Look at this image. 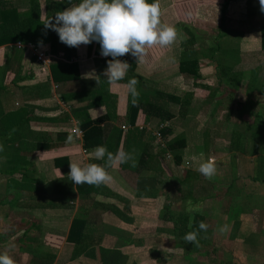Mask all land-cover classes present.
<instances>
[{"label": "crops", "instance_id": "obj_1", "mask_svg": "<svg viewBox=\"0 0 264 264\" xmlns=\"http://www.w3.org/2000/svg\"><path fill=\"white\" fill-rule=\"evenodd\" d=\"M7 1L20 11L31 7V0H23L26 5L22 8L19 0H15L17 5ZM40 2L45 19L48 2L55 1ZM158 3L161 21L175 26L178 32L177 42L169 47L155 45L148 48L143 63H137L130 54L119 59L131 65L126 79L139 81L140 96L155 98L175 113L169 120L172 129L169 140L185 136L187 144L181 162H177L172 154L165 156L154 142L153 131L160 119L146 122L141 112L135 124L130 122L127 82L114 85L107 82L102 88L103 72L112 57L100 54L98 42L70 47L68 56L67 45L58 37V54L54 61L74 62L79 69L80 82L68 85H58L52 76V63L42 66L28 49H24L21 58L15 59L12 53L16 43L0 46V57L8 53L4 62L5 74L0 80L3 83L0 84V88L3 87L0 89V108L5 112L0 115V144L4 146L0 152V252L8 250L15 264H102L101 247L121 252L126 256V264H264V165L255 160L256 167L243 174L238 162L233 178L224 167L227 169L224 175L217 172L213 177L214 189L197 194L192 181L197 180L198 175L190 162L193 155L200 153L215 160L230 150L235 157L239 158V153L244 155L241 149L244 133L238 130L241 129L238 123L228 125V109L221 103L227 98L240 97L237 90L242 84L241 76L246 73L242 74L243 58L253 51L247 42L255 41V47L264 50V12L260 10L259 0H245L249 7H243L250 8L251 14L247 19H243L242 10L240 13L232 10L240 6L237 0H205L201 4L158 0ZM198 6L202 9L196 12ZM1 11L2 6L0 20ZM214 14L221 16L217 39H223L224 46L216 40L215 45L207 46L206 53L195 51V42L190 45L189 39L191 34H196L188 19L193 21L196 16L203 17L199 19L203 22L206 17L209 22ZM233 20L246 26L231 30L233 28L227 23ZM41 46L50 50L49 44ZM216 54L220 55L218 67L221 71L227 68L234 71V78L217 75L216 66V72L211 75L218 76L219 82L209 83L212 80L209 76L206 78L209 80L199 84L204 77L201 72L207 67L202 68V61L213 59L216 64ZM223 55L230 57L229 62ZM9 57L12 69L8 71L10 64L6 61ZM184 59L198 60L199 77L180 70ZM226 62L232 66L225 65ZM210 66L212 69L213 65ZM254 69L258 72L256 77H260V68ZM85 73H89L88 79L84 78ZM248 84L252 90L257 82ZM215 86H228L230 90L222 88L225 94L219 90L213 92L211 87ZM94 93L98 95L95 99L89 96ZM158 93L182 99L191 94L192 98L182 112L180 105L158 97ZM92 101L96 102L92 104ZM106 115L109 118L98 125L102 129L97 130L96 136L89 141V148L86 147L80 124L86 119L97 120ZM231 118L233 116L229 120ZM235 121L238 120L235 118ZM123 126H127V130ZM116 130L122 133L118 149L128 152L135 149L136 166L128 162L109 168L113 182L95 186V190L94 185L91 186L87 201L95 212L101 213L104 232L102 235L85 234L83 242L76 244L68 237L79 210L81 194L77 185L68 179L70 169L65 173L62 168H57L55 159L65 156L68 160L103 164L104 161L90 160V153L106 135ZM69 135L73 137L71 142H68ZM219 145H222L221 155L217 150ZM259 154L264 160V153L259 151ZM239 173L242 174L237 176ZM227 177H231L229 182H226ZM64 179L69 181V192L35 190L56 180L62 184ZM183 185L191 189L187 195L182 191ZM23 205L27 210L25 217L19 219L17 210L24 208ZM189 207L198 210L189 212ZM196 215L202 216L208 225L207 231L198 234L199 246L183 240L185 234L192 231L188 225L190 222L193 225ZM224 225L228 228L221 234L218 228ZM11 247L13 249L9 250ZM120 257L118 264H121Z\"/></svg>", "mask_w": 264, "mask_h": 264}, {"label": "clouds", "instance_id": "obj_2", "mask_svg": "<svg viewBox=\"0 0 264 264\" xmlns=\"http://www.w3.org/2000/svg\"><path fill=\"white\" fill-rule=\"evenodd\" d=\"M69 6L64 10L56 11L54 17L46 18L42 23L46 31H55L61 43L69 47L88 45L93 41L100 44V54L104 57L111 56L107 61L103 76L110 85L118 84L125 80L131 65L122 61L119 57L130 54L136 58L137 63L145 62L146 50L155 45L169 47L177 42L178 32L175 26L161 21V9L158 0H78L73 4L68 0ZM260 10L264 12V0H259ZM42 44V42H40ZM94 72V71H92ZM91 73V72H89ZM89 73L84 74L88 79ZM98 81H96L97 83ZM139 81L136 78L127 80L125 85L130 102L133 106L138 103L140 92L137 89ZM73 137L69 135L68 142ZM4 150L0 144V152ZM132 152L118 149L115 153L109 151L106 146H96L90 153L89 159L104 161L99 163H83L77 160H69V179L74 185H110L113 176L109 168H117L119 165L131 162L136 166ZM192 167L205 179H212L217 175V163L212 157H205L204 153L193 155L190 158ZM75 190V189H74ZM191 204V202H189ZM198 209L188 208L189 212ZM192 228V223L188 225ZM228 226L218 228L221 234L227 231ZM208 225L200 221L198 230L207 231ZM197 230L185 234V243L199 246ZM0 264H15L8 250L0 252Z\"/></svg>", "mask_w": 264, "mask_h": 264}, {"label": "trees", "instance_id": "obj_3", "mask_svg": "<svg viewBox=\"0 0 264 264\" xmlns=\"http://www.w3.org/2000/svg\"><path fill=\"white\" fill-rule=\"evenodd\" d=\"M76 0H71L72 3H75ZM0 5L2 6L1 11V20H0V46L10 43H18L22 42L25 44H37V45H50V50L54 55L58 54V35L55 31L51 29L46 31L43 25V21L46 18L54 17L56 11H60V9H65L69 6L68 0L63 1L62 3H55L52 2L49 4L48 2V13L45 19L42 18V10H41V2L40 0H31V7L27 10H18L16 7L11 5L7 0H0ZM225 16V15H224ZM223 16V20H224ZM191 45L195 42L194 34H191ZM42 42V44L40 43ZM90 44H93L90 43ZM262 47L264 48V27L262 28ZM24 54V49L18 48L14 46L12 57L17 59L18 57L21 58ZM66 54L70 55V47H66ZM224 59H228L229 56L223 55ZM14 62V61H13ZM8 71L12 69L11 61L8 62ZM225 65L232 66L231 63L227 62ZM191 66V67H190ZM198 60L197 59H184L180 64V70L184 73H189V75L199 77L198 71ZM51 72L54 81L58 85H68L73 84L75 82H80V75L78 65L74 62L70 61H53L51 64ZM222 76H226L228 72H231L230 69L222 70ZM229 77V76H228ZM127 82V79L123 80ZM105 83L107 84V79L104 77L102 78V88L104 87ZM97 93L90 94L89 96H95ZM158 97H164L169 102L173 104H178L181 106V110L186 109V105L189 106L192 95L189 94L185 98H181L179 96H174L165 93H158ZM82 96V95H80ZM79 96V97H80ZM96 101H92V104ZM144 113L146 122H151L154 118H158L161 121L171 120L175 113L169 108L161 103L155 98H150L148 95H141L138 99V103L133 106L130 102L129 105V113L128 118L132 124H135L137 118L140 113ZM4 111L0 108V115H4ZM109 116L106 115L103 118H99L97 120L93 119H86L87 121L80 124V127L84 131V141L85 146L89 148V141L96 136L97 130H101L102 128L98 125L105 119H108ZM159 120V121H160ZM6 119L4 118V123ZM1 124V121H0ZM1 126V125H0ZM99 132V131H98ZM172 133L171 128H167L163 130V135L167 139V146L166 148H161L164 154L168 153V151L174 156L177 162H181L183 159V152L184 148L186 147V138L184 135L177 136L169 140V136ZM102 137V136H101ZM106 138V140H105ZM99 145L106 146L107 149L113 153L118 150L119 143L121 142L122 133L119 134V130H116L115 133H111L109 136L106 135ZM102 139V138H101ZM116 143V144H115ZM165 154V156H166ZM56 167L62 168L65 173L69 171L67 168L68 165V158L65 156H60L55 159ZM68 178V177H67ZM66 178V180H67ZM69 179V178H68ZM65 179L62 181V184L59 180H56L52 184L42 188H35V190L41 191H49L50 193H59V192H69L70 187L69 181L66 184H63ZM25 186L27 184L24 183ZM67 185V186H66ZM23 186L22 188H25ZM91 186L88 184L77 185L79 192L81 194L80 206L78 213L73 221L68 240L74 242L76 244H81L83 242L85 234H98L102 235L104 232L102 220H101V213L95 212L92 209V205L89 204L87 201V194L91 191ZM32 189V188H31ZM95 190V186H93ZM73 191V190H71ZM203 217L200 215H196L194 218V223L192 225L191 230H198V224L200 221H203ZM187 221H185L186 224ZM94 226V227H92ZM92 227V228H91ZM185 227V226H184ZM101 253V260L102 264H118L121 256V264H126V256H123L121 252L118 250H111L104 247L100 248Z\"/></svg>", "mask_w": 264, "mask_h": 264}, {"label": "rangeland", "instance_id": "obj_4", "mask_svg": "<svg viewBox=\"0 0 264 264\" xmlns=\"http://www.w3.org/2000/svg\"><path fill=\"white\" fill-rule=\"evenodd\" d=\"M51 1H64V0H51ZM186 1H191V2H196V3H203L205 0H186ZM11 2H13L15 5H17L18 2H16L15 0H11ZM20 2V7H24L26 5V1L23 2V0H19ZM237 3L240 5L237 8H232L233 11H236L237 13L241 12L240 10H242L244 13L242 14L243 19H247L250 18L251 14H249V4L245 5V0H237ZM28 5V4H27ZM191 5H193L191 3ZM244 6H248V7H243ZM1 6V5H0ZM242 6V7H241ZM202 9L200 6H198L197 9H195V11L197 12L198 10ZM197 17V16H196ZM194 18V20H189V24H191V28L194 30L196 36H195V44L193 45V49L195 51H199V52H205L206 53V48L207 46L210 45H215L216 40L222 45L224 46V44H222L223 39H217V33L220 29V24H221V16H219L218 14H214V16L212 17V20H210L209 22H206V17L203 20V22L199 21V19H203V17H198V18ZM228 26H230V28H233L231 30H234L235 28H244L246 26L245 23H238L237 21L233 20L232 22H228L227 23ZM236 26V27H235ZM260 27V26H259ZM192 38L190 37L189 39V44L192 41ZM191 45V44H190ZM248 47H253V51L249 52L250 54L244 56L243 58V65H242V76L241 78L242 80V84L240 86V88L238 87L239 91L237 93V96L240 95V97L238 98H231V100H229L227 98V100H224L225 103H221V104H226L227 106V123L228 125H233V123H238V127L241 129H238L240 131H242L244 133L243 135V139L241 140V149L243 150V153H239V158L234 156V153H231L230 151L225 152V154H222V148L219 145V149H217L221 155V157H218V159H216V163H217V169L218 172H220V175H224V171L227 168L228 172H230L232 178H233V171L234 169H236L234 166L239 162L240 164V170L242 172L243 169V174H247L249 173V171H251L252 169H254L257 163H254L255 160L256 162L258 161V164H263L264 165V160H262L258 155L259 151H261L262 153H264V50H260V47H255V41H251V42H247ZM220 54V53H219ZM219 54L215 55V59L217 60L216 64L214 63L213 59H204V61H202L203 65V69L204 66H207L206 69L202 72L201 74L204 75L203 79H199V84H202L205 80H209L210 78H212V80L209 82L211 83H216V81H218V76H213L211 74H214V69L217 66L218 70H217V75H221L223 74V72L221 71V67H218L221 64H218V58H219ZM8 53L1 55L0 57V80L4 77V62L5 59L7 58ZM11 57V55H10ZM10 57L7 59V63L10 60ZM232 57V56H231ZM221 58V57H220ZM233 62V60H232ZM208 63H210L211 66L208 65ZM258 66V68H260V72L261 75H259L260 77H256V73H258L256 71V69L253 70L254 67ZM212 70V71H211ZM211 71V73H210ZM208 72V73H207ZM234 71L228 72V74L226 76H231L232 78H234ZM210 77L209 79H206ZM201 78V76H200ZM256 78V79H255ZM250 81H252V83L257 82V85H254L252 90L249 87ZM219 82V81H218ZM1 85H3V83H0ZM229 87H231L230 85H228ZM219 87V86H215V87H211V90L213 92H215V90H219V92L224 93L225 94V90L222 88L227 89L228 91L230 90L229 87ZM3 88V87H2ZM0 88V89H2ZM10 88L7 87V90H9ZM252 91V92H251ZM4 92V91H3ZM3 92L1 91V93L3 94ZM200 93L204 92V91H199ZM11 93V92H9ZM201 93V94H202ZM7 94V93H5ZM10 95V94H8ZM262 96V97H261ZM217 104V103H216ZM241 107V108H240ZM239 109V111H236L235 109ZM230 116H233V119H230ZM236 120L238 121H235ZM171 122V121H170ZM171 127V126H170ZM169 127V128H170ZM245 132H247L245 134ZM155 142V141H154ZM258 150V152H257ZM164 153V152H163ZM166 154V153H165ZM209 157L208 154H206V158ZM241 157V158H240ZM258 158V159H257ZM239 160V161H238ZM226 167V168H224ZM226 169V170H227ZM198 177L197 180H193L192 181V188L193 190L198 194H206L207 192H211L214 189V180L212 179H205L204 176H202L199 172H196ZM179 178H181L180 172L177 173ZM242 173H239L240 176ZM235 175V174H234ZM183 178V177H182ZM181 178V179H182ZM231 179V177H227L226 178V182H229V180ZM225 180V179H224ZM182 191L185 195H187V192H190V190H188V188L186 186H182ZM25 205H23L24 207ZM20 208L17 210L18 211V216L19 219L22 217H25V210H27V208ZM13 249V247L9 248V250ZM52 250H56L55 248H52ZM52 254V253H51Z\"/></svg>", "mask_w": 264, "mask_h": 264}, {"label": "built area", "instance_id": "obj_5", "mask_svg": "<svg viewBox=\"0 0 264 264\" xmlns=\"http://www.w3.org/2000/svg\"><path fill=\"white\" fill-rule=\"evenodd\" d=\"M16 46L21 49H28L37 58L39 64L44 67L49 66L54 61L55 55L52 54L50 50L44 49V47L41 45L24 44L22 42H18L16 43ZM170 126L171 122L169 120L161 121L157 126H155L153 135L155 138V143L159 148H166L167 139L163 135V130L169 128ZM123 129L127 130V126H123ZM79 133H82V131L79 130ZM166 155L167 157L172 156L169 151Z\"/></svg>", "mask_w": 264, "mask_h": 264}]
</instances>
